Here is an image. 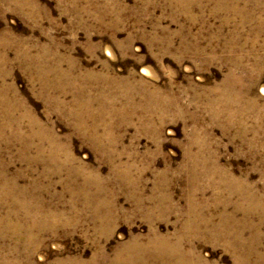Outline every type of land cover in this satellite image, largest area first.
<instances>
[{
    "label": "rangeland",
    "instance_id": "1",
    "mask_svg": "<svg viewBox=\"0 0 264 264\" xmlns=\"http://www.w3.org/2000/svg\"><path fill=\"white\" fill-rule=\"evenodd\" d=\"M0 129V221L53 214L26 242L0 225L8 264H113L153 234L264 264V0H0Z\"/></svg>",
    "mask_w": 264,
    "mask_h": 264
},
{
    "label": "bare ground",
    "instance_id": "2",
    "mask_svg": "<svg viewBox=\"0 0 264 264\" xmlns=\"http://www.w3.org/2000/svg\"><path fill=\"white\" fill-rule=\"evenodd\" d=\"M1 102L3 103L4 99L1 100ZM9 125H11V121H10ZM14 137L19 139V140H23L21 131L19 129L15 130ZM25 143H26L27 147H29L28 146L29 143H27V142H25ZM50 146L52 148H55V145H53V144H50ZM40 150H42V147H40ZM51 158L54 159V154H52ZM233 184H234V182H233ZM11 190H12L11 192H13L15 195L22 193V190L17 188L15 186V184L11 185ZM3 193H4V195L9 194L8 191H4ZM246 193H247V191H246ZM242 194H244V193H242ZM252 195L243 197L244 202L247 203L246 208L249 209V211L250 210L253 211V210H257V209H259V210L264 209V202L262 201L263 199L260 197L257 198L256 194L253 196ZM255 197L257 199H255ZM28 203H29V200H26V201H22V204H20V203H18V204L23 206V208H25L26 218L30 222L29 225L20 224V222H15V223H11V226H10L9 223H6V220L8 218L5 219L4 221L3 220L0 221V225H3L4 227H11L12 228L10 230L11 235L14 236V238H16L18 241H21V242H26L28 239L31 238V234L33 233V231L42 228L40 221H42L44 219H45V221H48V218L53 219V217L51 216L53 214H51L50 216H45L43 214L42 210L37 206L36 207L24 206V205H28ZM18 212H19V209L16 208L15 209V216L17 215ZM259 213H260V211H258V214ZM261 213H262V211H261ZM247 214H250V213H247ZM244 218H247V217H244ZM224 219H225V217H224ZM263 219H264V217H263ZM197 225L200 228L202 225H204L203 224V218H201V220L199 221V223ZM221 226H220L221 235L225 234L226 236H229L228 238L235 236V238H233L232 241H237V243H239V245H238L239 248L242 250L244 242L246 241V239L243 240V238L240 235H237V233L233 234V231H230V229L227 226H222V227ZM213 230H215V228H212V231ZM238 233H240V232H238ZM208 236H209V234H206V237H208ZM255 243H257V242H255ZM179 244H180V242H177L176 244L171 245L166 240V238L159 237V236H157V234H153V236L151 238H149L148 240L146 239L144 241H141L139 238H136L133 241H131L130 244L123 246V248L116 254V258L113 260V264H124L125 262H127L129 264H204L199 258H197V256H195L193 250L192 251L188 250V251H185L184 253H182L179 249ZM231 245H234L231 241H227V240L225 241V246L231 247ZM252 245H253V243H252ZM27 253L29 254L30 251H28ZM191 257L194 259L193 262H191V260H190ZM0 262L2 264H8L9 259L0 256ZM65 262L61 261V264H65Z\"/></svg>",
    "mask_w": 264,
    "mask_h": 264
}]
</instances>
